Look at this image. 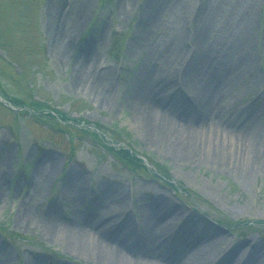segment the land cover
<instances>
[{
  "label": "rangeland",
  "instance_id": "1",
  "mask_svg": "<svg viewBox=\"0 0 264 264\" xmlns=\"http://www.w3.org/2000/svg\"><path fill=\"white\" fill-rule=\"evenodd\" d=\"M54 1L63 10L82 5L77 24L62 27L67 56L51 35ZM153 1L0 0V89L28 108L35 101L46 106L31 116L23 107L14 114L0 105V264H108L102 250L84 248L88 239L75 248L58 230L73 216H85L109 190L125 200L110 210L112 230L125 222L134 226L117 233L123 239L144 241V214L172 204L177 212L159 222L168 223L159 228L163 249L190 251L213 242L202 264H243L264 245V0H164L167 8L142 37ZM197 38L207 53L203 60ZM81 58L90 60L83 71ZM194 62L197 83L204 74L209 79L210 67L218 68L223 83L221 100L208 112L186 87ZM141 68L149 69L155 95L148 111L135 96ZM94 74L102 82L99 93ZM156 109L198 124L166 134L152 128L166 124ZM197 109L205 117L201 124ZM52 111L78 122H61ZM208 114L219 117L223 134L241 127L259 133L250 174L247 150L234 154L239 147L228 146L225 137L202 140ZM101 143L133 148L151 169L126 167ZM46 157L57 166L37 180L34 170ZM75 172L84 182L80 206L64 189ZM53 213L61 220L58 229L48 225Z\"/></svg>",
  "mask_w": 264,
  "mask_h": 264
},
{
  "label": "bare ground",
  "instance_id": "2",
  "mask_svg": "<svg viewBox=\"0 0 264 264\" xmlns=\"http://www.w3.org/2000/svg\"><path fill=\"white\" fill-rule=\"evenodd\" d=\"M166 8L167 3H165L164 0H154L151 3V6L147 11L146 16L143 18L142 24L139 29L140 35L142 37L147 36V27L156 22L157 16ZM51 12V17L53 19L51 35L54 37V44L60 46V48H62V52H64V54L67 56L70 51L66 50L64 42L65 38L63 37L64 32L62 30V27H70L77 24V21L81 19L82 16V5L77 2L72 9L63 10L60 8L59 2L54 1L51 5ZM198 38L196 40L198 59L203 60L207 56V53H203L201 40H199ZM169 54L173 56V54H176V52H173L172 50L171 52H169ZM148 57H150V59L153 58L152 51H149ZM191 61H193V59ZM89 62L88 60L81 58L78 62V68L80 69V71L86 69L85 66L86 64L89 65ZM194 71L195 62L193 63L192 67H190L188 70L186 78V87L190 90L192 94H194V97L201 102L204 112H208L209 106L212 105L211 102H215V100L217 99L221 100L223 96L222 91L224 87L222 86L223 83L218 81V68L210 67L208 71H206V76L209 75V79L207 78V80H205L206 77L204 74V82L199 81V83H197L198 78L194 77L192 74L194 73ZM149 74L150 71L148 68L140 69L137 79L141 77V81L138 90L135 93L136 99L139 98L142 101H145L144 103H146L148 107H146L147 111L149 109H152L151 106L153 104H151V101L154 102L155 98L154 89L150 87L151 83ZM91 77V83H93V86L96 88V92L99 93L102 84L99 79L100 76L94 74L91 75ZM197 111L199 112L200 110L197 109ZM158 112L162 117H160L162 119V122L166 123L167 125H163L161 123H154V126L152 128L162 132H166V134H170L169 132H172V130L184 131L186 129H190V127L192 129V126H194V124H198L194 123L193 120H191L192 122H188L186 117L177 121L174 118L166 116L160 111ZM210 116L208 114V122H206V124H203V126L201 125L202 128L205 129V134H203L204 138L202 140L209 139L210 142H213L216 141L217 137L219 139H223V137H225L224 141L225 143L227 142L228 146L235 144L239 147V150H233L234 154L242 155L243 149L247 150L246 152L250 153V155L249 160H247L246 173L250 174L253 169V158L259 154V151L257 150L258 147L256 146V143H254L253 138L259 137V133L247 132V130L244 131V127H241V129L239 130H232V133H234V135L230 133L227 134V132L225 131V134H223V131L220 130V127H222V123L220 122L219 117L215 115ZM204 118L205 117L202 116V113H200L199 119H197V121L201 124L203 123ZM144 124L147 125V123ZM246 126L250 129L248 125ZM235 132H237L238 136H241L242 138L239 139L237 136H235ZM233 141H238L240 144L238 142L234 143ZM220 142L223 143V141ZM49 160L50 159L46 158V163L44 164L42 163V161L45 160L40 161V163H42L41 167H36L33 173V177L35 179L38 180V178H43L44 176L47 177L54 171L57 164L54 162H47ZM83 188L84 182L79 180V175L76 172L69 174L65 182L64 189L68 198H72V200L76 202V204H78L79 206L81 191L83 190ZM124 202L125 200L122 193L121 195H115L114 193H112L111 190L105 191L99 197L98 200H95L91 204V209L89 212L85 213V216L82 213L80 214V217L73 216L69 219V222H66L67 226H69L71 230L66 232V224L62 223L65 225H63V227L61 226V228L58 230V237H63L65 236V234H68L70 236V245L72 247L80 249L83 248L84 243L82 241L88 239L90 241V246L84 248L88 251H90V249L92 251L102 250V253L104 254L103 257L107 258L106 260L108 264H202V262H204V260H206V257L209 255V252L214 247L213 242H209L199 249H191L190 251L182 249V251L175 252L174 250L172 251L166 248H161L162 241L160 239L163 238L159 235V228H164L165 226H167L168 223H165L162 227V223L159 222L164 218H171L172 214L177 212L176 209L172 208V204H166L162 211H153L144 214V218L141 223L143 225V233L145 237L144 241H139L137 239L134 241H129L123 239L119 237L117 233H119L123 229L129 231L134 229L133 224L129 222L120 223L119 225H117V228L113 231L112 227H114L115 224H113L114 226L110 227L108 215L110 214V210L115 211L118 207L123 205ZM157 204L160 205L159 202ZM53 217L54 219H51L48 225L58 229L56 221L60 222L61 220L55 213H53ZM208 235L214 237L211 232H209ZM243 264H264V245L261 246V249H259L258 251H255L254 253L250 252V254L245 258V260L243 259Z\"/></svg>",
  "mask_w": 264,
  "mask_h": 264
},
{
  "label": "trees",
  "instance_id": "3",
  "mask_svg": "<svg viewBox=\"0 0 264 264\" xmlns=\"http://www.w3.org/2000/svg\"><path fill=\"white\" fill-rule=\"evenodd\" d=\"M4 93H5V92H4ZM5 94H6V93H5ZM14 100L19 101L18 98H14ZM35 106H36L37 109H38V107H39V106H43V104L40 103V102H36V103H35ZM39 108H40V107H39ZM95 134L98 136L97 133H95ZM120 153L122 154L123 157H125V159H128L129 162L136 163V164H143L142 159L138 158V157H137L134 153H132L131 150H129V149H128V150H127V149H123V150L120 151Z\"/></svg>",
  "mask_w": 264,
  "mask_h": 264
}]
</instances>
